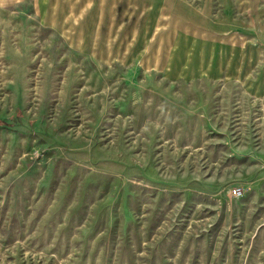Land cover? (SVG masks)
<instances>
[{"label": "rangeland", "instance_id": "rangeland-1", "mask_svg": "<svg viewBox=\"0 0 264 264\" xmlns=\"http://www.w3.org/2000/svg\"><path fill=\"white\" fill-rule=\"evenodd\" d=\"M238 2L0 0V264H264V0Z\"/></svg>", "mask_w": 264, "mask_h": 264}, {"label": "crops", "instance_id": "crops-1", "mask_svg": "<svg viewBox=\"0 0 264 264\" xmlns=\"http://www.w3.org/2000/svg\"><path fill=\"white\" fill-rule=\"evenodd\" d=\"M248 3L249 2V0H239V2H238V4H245V3ZM256 4V3H255ZM258 8V7H257ZM233 9H236V13L237 12H239V13H241L240 14V16H243L242 18L243 19H247V20H250V21H252V20H254V18L253 17H251V15L253 14V13H256V8H255V5H253L250 9L251 10H253L254 9V12L252 13V14H250V10H249V8L247 7V8H242V7H238V8H236L235 6H234V8ZM195 10V11H194ZM193 10V12H196L195 14L197 15V16H201L202 18H206L208 15L210 16H212V18L213 19H215L216 20V16L218 15V13H216V11L215 10H208V8H206L205 6H204V8L202 7L201 9H194ZM227 10H225L224 9V13H227L226 12ZM168 14H170V13H168ZM230 13H227V15L226 16H228V17H230V15H229ZM255 15H257V14H255ZM205 16V17H204ZM207 19V18H206ZM215 20H214V22H215ZM194 23V22H193ZM209 24V23H208ZM214 24V23H213ZM225 24V23H224ZM253 24V23H252ZM203 25V24H202ZM248 25H251L250 23L248 24ZM195 26V25H194ZM207 29V28H206ZM205 29V30H206ZM196 30H198V28H196ZM204 34H207L206 32H204ZM198 35V34H197ZM194 66V68L195 67H198L199 68V66H198V64H195V65H193ZM241 85H242V88L244 89V90H246V89H249V90H254V89H261L262 87V83L261 82H257L256 84H244V83H242L241 82Z\"/></svg>", "mask_w": 264, "mask_h": 264}, {"label": "built area", "instance_id": "built-area-1", "mask_svg": "<svg viewBox=\"0 0 264 264\" xmlns=\"http://www.w3.org/2000/svg\"><path fill=\"white\" fill-rule=\"evenodd\" d=\"M232 194L234 195H239L241 193L240 189L239 188H234L231 190Z\"/></svg>", "mask_w": 264, "mask_h": 264}, {"label": "trees", "instance_id": "trees-1", "mask_svg": "<svg viewBox=\"0 0 264 264\" xmlns=\"http://www.w3.org/2000/svg\"><path fill=\"white\" fill-rule=\"evenodd\" d=\"M3 124H4L3 120L0 119V126L3 125Z\"/></svg>", "mask_w": 264, "mask_h": 264}]
</instances>
